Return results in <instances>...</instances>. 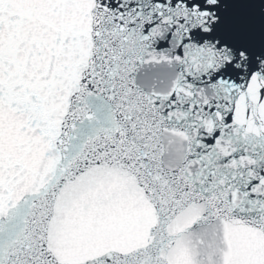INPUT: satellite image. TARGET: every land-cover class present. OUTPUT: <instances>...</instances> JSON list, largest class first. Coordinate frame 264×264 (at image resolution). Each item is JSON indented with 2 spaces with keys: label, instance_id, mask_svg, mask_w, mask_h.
<instances>
[{
  "label": "snow or ice",
  "instance_id": "1",
  "mask_svg": "<svg viewBox=\"0 0 264 264\" xmlns=\"http://www.w3.org/2000/svg\"><path fill=\"white\" fill-rule=\"evenodd\" d=\"M0 264H264V0H0Z\"/></svg>",
  "mask_w": 264,
  "mask_h": 264
}]
</instances>
